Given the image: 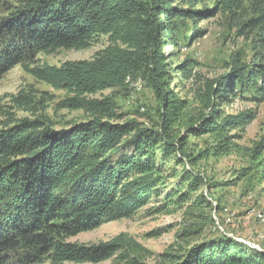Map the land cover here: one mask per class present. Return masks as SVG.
<instances>
[{
    "label": "trees",
    "instance_id": "obj_1",
    "mask_svg": "<svg viewBox=\"0 0 264 264\" xmlns=\"http://www.w3.org/2000/svg\"><path fill=\"white\" fill-rule=\"evenodd\" d=\"M8 1L0 0V78L20 64L33 77L73 94L63 106L84 109L89 118L55 129L48 118L19 119L13 106L0 104L5 118L0 119V264L98 263L114 255L125 264H144L149 251L124 232L99 244L68 239L131 217L153 196L160 197L166 176L157 153L160 162L172 156L178 164L187 159L196 167L198 156L219 157L237 147L233 140L241 136L232 132L243 130L255 114H226L221 106L236 87L254 99L264 97V54L252 65L235 63L226 80L207 86L201 94L204 111L197 113L171 90V68L161 50L166 39L178 45L184 20L196 22L204 14L195 8L197 0L187 9L177 0H13L17 4L10 6ZM102 35L108 45L90 60L36 64L41 53L84 49ZM128 78L146 80L152 88L157 126L119 113L118 97L130 96ZM109 88L120 93L88 97ZM11 103L27 107L31 95L22 91ZM189 135L207 136L205 152L193 157ZM126 142L131 154L113 161ZM263 152L264 136L249 150L264 173ZM202 177L185 170L181 188L166 196L183 209L178 237L186 244L161 253L155 264H264L263 250L220 230L213 216L221 209L220 198L213 204L212 193L201 189L203 179L208 182Z\"/></svg>",
    "mask_w": 264,
    "mask_h": 264
},
{
    "label": "rangeland",
    "instance_id": "obj_2",
    "mask_svg": "<svg viewBox=\"0 0 264 264\" xmlns=\"http://www.w3.org/2000/svg\"><path fill=\"white\" fill-rule=\"evenodd\" d=\"M8 2L9 6L17 4L13 0ZM177 2L181 3L183 8L190 7V0ZM195 8L204 10V14L196 22L184 20L186 26L181 25L176 33L178 45H172L170 39H166L161 50L171 68V90L179 98L190 101L193 110L199 113L204 111L201 94H205L207 86L214 85L215 88L219 80H226L235 63L252 65L257 54H264V29L260 24L263 20L264 0H197ZM160 19L164 21L163 16ZM251 19L255 25L250 22ZM165 34L161 29L160 35ZM107 45V36H98L84 49L63 48L49 54L41 53L37 56L36 64L59 67L66 61L90 60ZM127 82L130 85V96L126 97L121 93L118 97L119 113L124 114V119L136 118L146 125L157 126L160 122L156 111L158 100L152 88L141 78H128ZM234 90L235 95L223 101L221 106L226 114H255V119L243 130L236 129L232 132L241 136L233 140L237 147H233L229 154L204 158V154L201 157L198 152H205L207 136L189 135L188 145L193 147V157L198 156L196 167L187 159H184L183 164H178L172 156L160 162L161 156L157 153V162L161 164L166 176L161 185L160 197L153 196L146 206L131 217L109 221L96 229L73 236L68 241L99 244L124 232L149 251L143 259L144 264H155L161 253L172 246L175 248L186 244H182L178 237L183 227V209L167 202L166 196L178 192L181 188L179 181L185 170H194L207 179L208 182L203 179L201 189L207 195L212 193L213 204H218L216 198H220L221 209L213 213L216 224L222 227L220 230H226L230 236L264 251V173L257 167L259 161H254L249 154V150L264 136V97L259 100L261 95L258 94L257 99H254L251 94H246V91L238 87ZM22 91L31 95V103L20 108L11 103V98ZM118 92V88H109L88 97L101 99ZM71 96L73 94L66 90L54 88L33 77L20 64L0 78L2 106H13L10 110L19 119L48 118L55 129L68 128L89 118V113L84 109L63 106V102ZM142 107L145 110H142ZM207 112L206 110L204 113ZM0 119L5 118L0 116ZM180 133L185 134L184 128L180 129ZM131 150V143H124L113 155V161L122 153L131 154ZM262 158L264 159V152ZM244 168L250 169L244 171ZM214 183L220 186L210 188ZM173 198L176 199V195H173ZM64 264L125 263L114 255L98 263Z\"/></svg>",
    "mask_w": 264,
    "mask_h": 264
},
{
    "label": "built area",
    "instance_id": "obj_3",
    "mask_svg": "<svg viewBox=\"0 0 264 264\" xmlns=\"http://www.w3.org/2000/svg\"><path fill=\"white\" fill-rule=\"evenodd\" d=\"M145 108L144 107H142V110H144ZM218 226H219V228L221 229L222 227L218 224Z\"/></svg>",
    "mask_w": 264,
    "mask_h": 264
}]
</instances>
